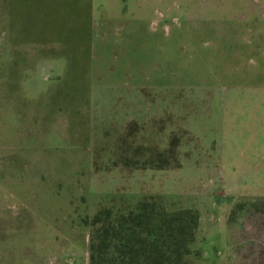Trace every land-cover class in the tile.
Wrapping results in <instances>:
<instances>
[{"label":"rangeland","instance_id":"374dc122","mask_svg":"<svg viewBox=\"0 0 264 264\" xmlns=\"http://www.w3.org/2000/svg\"><path fill=\"white\" fill-rule=\"evenodd\" d=\"M140 1L141 43H0V264H89L146 198L197 213L192 264H264V0Z\"/></svg>","mask_w":264,"mask_h":264},{"label":"trees","instance_id":"16d2710c","mask_svg":"<svg viewBox=\"0 0 264 264\" xmlns=\"http://www.w3.org/2000/svg\"><path fill=\"white\" fill-rule=\"evenodd\" d=\"M197 225L195 211H169L153 198L114 219L110 210H99L89 234V264H192L188 256Z\"/></svg>","mask_w":264,"mask_h":264},{"label":"crops","instance_id":"0c3cea01","mask_svg":"<svg viewBox=\"0 0 264 264\" xmlns=\"http://www.w3.org/2000/svg\"><path fill=\"white\" fill-rule=\"evenodd\" d=\"M124 3L118 12H97L94 0H0V43H12L13 53L17 43L87 45L114 39L120 31L121 42L141 43V1L131 11Z\"/></svg>","mask_w":264,"mask_h":264}]
</instances>
